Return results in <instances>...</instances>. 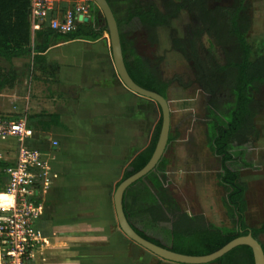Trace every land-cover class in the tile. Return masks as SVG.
I'll use <instances>...</instances> for the list:
<instances>
[{
  "label": "trees",
  "instance_id": "1",
  "mask_svg": "<svg viewBox=\"0 0 264 264\" xmlns=\"http://www.w3.org/2000/svg\"><path fill=\"white\" fill-rule=\"evenodd\" d=\"M107 1L119 28L122 24H130L135 18L139 19L144 43L152 47L158 43V28L169 27L173 19L184 10L193 12L195 25L184 38L173 39V48L179 50L194 68L196 82L204 93L213 96L220 87H225L234 95V104L228 115L213 113L208 123V145L220 159L219 184L225 190L221 202L231 226L213 224L204 214L190 213L178 207L161 188L164 186L161 178L155 180L159 191H152L148 204L140 207L139 197L131 189L157 173L165 163L164 156L151 172L126 190L124 210L129 222L142 237L182 254H212L232 240L250 233L264 249V244L259 240L260 235L264 234V222L257 227L248 224L247 185L242 180L241 172L229 165L235 159L234 149L237 145L253 143L261 137L255 120L263 109V102L257 99L256 94L261 93L264 85V50L253 58V50L247 38L252 25L251 4L248 0H231L229 4L215 7L210 5V0H162L161 4L158 0ZM30 7L31 0H0V58L11 63L14 58L31 56L33 69L45 76L49 75V78L55 79L59 71V65L46 58V52L51 46L77 40L97 41L108 33L107 20L95 3L87 14L89 20L78 23L77 28L71 32L55 30L48 25L34 30L29 19ZM120 36L126 67L132 79L141 87L168 98L172 80L162 76V57L144 58L138 54L131 34L120 30ZM204 39L210 43L205 53L202 51ZM214 47L223 50L224 63L216 59L212 50ZM16 77L17 72L13 67L10 70L0 67V92L14 89ZM158 107L160 117L150 130L147 143L128 160L115 189L151 160L163 124L162 111ZM38 125H42L44 130L54 125L65 127L55 114L50 120L38 122ZM174 140L175 137L170 136L168 147ZM0 166L6 169L9 164L2 160ZM142 214H148L153 223L166 222L171 225L169 246L148 236L133 224L132 218ZM208 264H255L254 252L248 245H239Z\"/></svg>",
  "mask_w": 264,
  "mask_h": 264
},
{
  "label": "crops",
  "instance_id": "2",
  "mask_svg": "<svg viewBox=\"0 0 264 264\" xmlns=\"http://www.w3.org/2000/svg\"><path fill=\"white\" fill-rule=\"evenodd\" d=\"M64 1L63 8L58 4L62 9L74 2ZM107 34L97 41L59 43L46 52L47 60L57 63L59 71L55 79L49 75L41 79L59 86L66 99L57 101L50 115L27 116L34 130L27 143L42 151L56 173L50 187L41 192L45 210L38 225L49 244L37 264H143L144 254L137 260L116 228L112 196L128 158L144 146L136 147L138 131L132 130L142 122V104L137 94L116 79ZM259 100L263 109L257 117L264 112V101ZM53 114L65 127L44 130L38 125ZM14 149L9 143H0V162L11 166L18 147ZM7 182L0 166V200H4L0 211L10 204Z\"/></svg>",
  "mask_w": 264,
  "mask_h": 264
},
{
  "label": "rangeland",
  "instance_id": "3",
  "mask_svg": "<svg viewBox=\"0 0 264 264\" xmlns=\"http://www.w3.org/2000/svg\"><path fill=\"white\" fill-rule=\"evenodd\" d=\"M158 1L162 3V0ZM248 2L251 4L252 25L247 38L255 58L264 50V0H248ZM229 3L231 0H210L212 7ZM60 4L63 8L66 6V1L62 0ZM194 25L193 12L189 10L180 12L169 27L157 29L158 43L155 47L144 43L139 19L135 18L130 24L120 25L121 32L131 34V38L135 39L139 55L150 59L162 57L160 67L162 76L172 80L168 88L167 100L170 108V136L175 137V140L169 147L167 146L164 154L165 163L160 166L159 171L145 182L137 183L131 190L139 197V205L142 208L148 204L151 192L159 191L155 180L161 178L164 183L161 188L178 207L190 213L204 214L213 224L231 226L221 202L225 190L219 184L220 159L212 153L208 145V123L213 113L228 115L234 104V95L225 87H220L213 96L204 93L196 82L194 68L179 50L173 48V39L184 38ZM107 37V43L111 45L108 34ZM204 42L202 51L205 53L210 43L206 39ZM212 50L218 62L224 63L223 50L219 47H214ZM0 67L4 70L13 67L17 72L15 88L0 92V114H13L14 120L29 115L32 118L42 113L50 115L56 110L57 101L66 99L58 90L59 86L41 79L45 75L33 69L31 56L20 60L14 58L11 63L0 58ZM115 72L116 79L121 82L116 68ZM137 96L142 104V122L140 127L131 129L138 131L135 145L139 148L147 143L150 130L160 117V110L154 100ZM256 97L264 101V85L261 93L256 94ZM31 122L30 124L35 125L36 121L31 120ZM257 125L261 137L253 143L237 145L234 149L235 159L229 164L231 168L241 172L242 180L247 185V221L251 227L260 226L264 222V112L257 117ZM1 141L3 142L0 143H9L13 149L15 148L14 150L19 145L15 137ZM116 189L113 188L112 196ZM1 203L3 204L4 200H0ZM2 214L0 211V215ZM132 222L148 236L158 239L166 246L171 244L169 223H153L148 214L136 216L132 218ZM116 228L120 230L119 223H116ZM120 234L126 239L129 251L134 253L137 260L142 253L144 254L143 264H178L161 260L155 254L136 245L121 230ZM259 240L264 244V234L260 235ZM1 249L3 251V248ZM6 262L8 261L2 259L0 251V264Z\"/></svg>",
  "mask_w": 264,
  "mask_h": 264
},
{
  "label": "built area",
  "instance_id": "4",
  "mask_svg": "<svg viewBox=\"0 0 264 264\" xmlns=\"http://www.w3.org/2000/svg\"><path fill=\"white\" fill-rule=\"evenodd\" d=\"M59 3V0H31L29 19L34 30L48 25L71 32L83 22L80 16L88 17L95 0H74L66 9L60 8ZM33 134L27 116L14 120L0 114V139L15 137L19 141L15 162L5 169L8 177L5 191L13 197L12 205L1 209L0 215V251L2 259L8 261L5 264H35L49 244L38 221L45 210L42 189L50 187L56 173L42 151L27 143ZM53 145L57 146L58 142Z\"/></svg>",
  "mask_w": 264,
  "mask_h": 264
},
{
  "label": "water",
  "instance_id": "5",
  "mask_svg": "<svg viewBox=\"0 0 264 264\" xmlns=\"http://www.w3.org/2000/svg\"><path fill=\"white\" fill-rule=\"evenodd\" d=\"M95 3L101 9L107 20L108 34L110 36L111 41L113 61L118 75L120 76L121 82L133 93L154 100L160 106L163 116L161 133L151 160L142 170L121 182L113 196L116 217L120 226V230L129 239L139 244L149 252L155 254L159 258L178 264H208L219 259L220 257H222L223 255H225L226 253H228L233 248L239 245L250 246L254 252L255 264H264V249L262 247V244L256 238H254L251 233L246 236H241L232 240L223 248L212 254L194 256L174 252L166 247L157 245L147 240L146 238L142 237L129 222L124 210L125 192L132 184H134L135 182L146 176L149 172H151L157 166L161 158L164 156L170 138V108L167 98L154 91L141 87L132 79L126 67L120 36V29L114 12L107 0H95ZM80 20L86 22L89 20V18L87 16H80Z\"/></svg>",
  "mask_w": 264,
  "mask_h": 264
},
{
  "label": "bare ground",
  "instance_id": "6",
  "mask_svg": "<svg viewBox=\"0 0 264 264\" xmlns=\"http://www.w3.org/2000/svg\"><path fill=\"white\" fill-rule=\"evenodd\" d=\"M8 195H9V197H10V202H9V203L11 204V203H13V197H12V195H10V194H8ZM10 204H9L8 206H10Z\"/></svg>",
  "mask_w": 264,
  "mask_h": 264
}]
</instances>
